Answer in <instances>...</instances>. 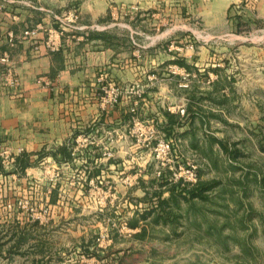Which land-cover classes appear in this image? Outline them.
Masks as SVG:
<instances>
[{
	"label": "rangeland",
	"instance_id": "rangeland-1",
	"mask_svg": "<svg viewBox=\"0 0 264 264\" xmlns=\"http://www.w3.org/2000/svg\"><path fill=\"white\" fill-rule=\"evenodd\" d=\"M124 1L88 24L81 1L0 0V21L16 8L51 11L35 50L82 43L76 79L42 80L44 100L131 116L116 152L106 147L120 150L115 176L48 155L22 169L17 135L0 139V264H264V9ZM11 33L10 44L34 34ZM88 41L105 58L84 59Z\"/></svg>",
	"mask_w": 264,
	"mask_h": 264
},
{
	"label": "crops",
	"instance_id": "crops-1",
	"mask_svg": "<svg viewBox=\"0 0 264 264\" xmlns=\"http://www.w3.org/2000/svg\"><path fill=\"white\" fill-rule=\"evenodd\" d=\"M58 1V0H57ZM70 5L75 1H81V20L100 22L111 9L112 3L119 5L124 0H60ZM129 2H139L141 4L155 5L163 11L164 0H128ZM185 1V0H182ZM192 1V2H190ZM208 1L212 3L211 8L205 12L217 15L218 0H188V5H192L194 11L197 2ZM244 0H221L222 14L231 16L235 7H243V10L250 11L251 8L241 6ZM257 10L264 9V0H255ZM125 2V1H124ZM185 7V2L183 3ZM187 4V3H186ZM143 7V6H142ZM189 7V6H188ZM48 10V9H45ZM182 15L188 14L189 8H182ZM3 20L0 21V57L5 51L10 52V60L1 62L0 60V139L11 135H17L18 140L8 142L14 145L25 147V154L30 161L28 168L45 155L58 162L66 160L75 162L80 160L83 164V171L88 176H115L117 171H121L119 158L120 153L113 156L105 153L106 147H111L116 152L117 146L122 140V133L130 128L131 116L122 114L120 107L100 108L98 105H62L54 104L50 95L44 100L51 82L61 84L60 87L68 86L72 79L76 77L72 74L71 58L75 57L76 45L80 42H71L64 39L60 50L52 51L44 44L39 50H35L34 43L43 38L47 31L54 28L53 15L51 11L44 12L42 7L20 10L18 8L6 11ZM149 15L155 12L148 10ZM83 23V22H82ZM91 28V26H88ZM27 30L32 31V36L19 39L14 44L8 41L10 32L22 35ZM36 39V40H34ZM42 43V41H38ZM86 42L87 51L82 53L84 59L101 56H91L94 53L92 48L96 47L97 41ZM104 47V46H103ZM90 61V60H89ZM15 74L20 80L16 87L8 84L10 76ZM42 80H48L47 87L42 85ZM4 84V86H3ZM58 85V87H59ZM49 91V90H48ZM51 98V99H50ZM129 117V119L127 118ZM127 122V123H126ZM109 140H113L112 143ZM6 144V143H5ZM107 155V156H106ZM36 157V160H34Z\"/></svg>",
	"mask_w": 264,
	"mask_h": 264
},
{
	"label": "built area",
	"instance_id": "built-area-1",
	"mask_svg": "<svg viewBox=\"0 0 264 264\" xmlns=\"http://www.w3.org/2000/svg\"><path fill=\"white\" fill-rule=\"evenodd\" d=\"M25 34H31V32L29 30H27L25 32ZM13 38H14L13 33H11V39L10 40L13 41ZM0 60L2 62H8L10 60V54L8 52L5 53L4 56L2 58H0ZM10 77L11 78L7 81L9 85L16 87V86H18L20 84V80H19V78H17V76L15 74L11 75ZM0 150H1V146H0ZM21 150H22V148L20 149V151ZM6 153H9V150L0 151L1 155H4Z\"/></svg>",
	"mask_w": 264,
	"mask_h": 264
},
{
	"label": "trees",
	"instance_id": "trees-1",
	"mask_svg": "<svg viewBox=\"0 0 264 264\" xmlns=\"http://www.w3.org/2000/svg\"><path fill=\"white\" fill-rule=\"evenodd\" d=\"M17 163H18L17 165L20 166L22 169H25L26 167H28L31 164L25 153L18 157V162ZM2 168L3 167H2V164H1V160H0V170ZM131 225L135 226L136 224H131Z\"/></svg>",
	"mask_w": 264,
	"mask_h": 264
}]
</instances>
